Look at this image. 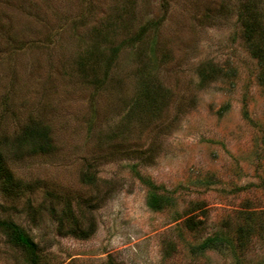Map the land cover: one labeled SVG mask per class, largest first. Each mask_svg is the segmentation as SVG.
Segmentation results:
<instances>
[{"label": "rangeland", "instance_id": "rangeland-1", "mask_svg": "<svg viewBox=\"0 0 264 264\" xmlns=\"http://www.w3.org/2000/svg\"><path fill=\"white\" fill-rule=\"evenodd\" d=\"M2 137L0 264H264V0H0Z\"/></svg>", "mask_w": 264, "mask_h": 264}, {"label": "trees", "instance_id": "trees-1", "mask_svg": "<svg viewBox=\"0 0 264 264\" xmlns=\"http://www.w3.org/2000/svg\"><path fill=\"white\" fill-rule=\"evenodd\" d=\"M251 27L252 25L246 26V31L251 33L253 30ZM4 141V137L0 138V182L2 183L1 187L3 191H5L7 195H12L17 193V183L19 181L12 176L11 170L5 163V159L1 151L3 144L6 143ZM12 144L19 147H27L28 152L31 153L49 151L53 147L48 127L41 121H29L28 123L26 122L22 125L19 129V133L13 137ZM82 180L86 184H91L96 182V177L94 173H90L89 170H87L82 174ZM164 203L165 198L155 193H152L147 198L148 207L154 210L160 209ZM0 226L7 229L10 238L17 245L26 249L29 254H32L33 256L35 255V243L25 234L21 227L10 221H0Z\"/></svg>", "mask_w": 264, "mask_h": 264}]
</instances>
